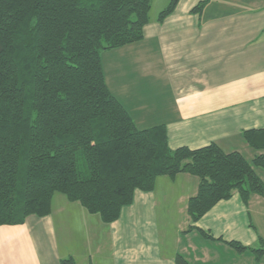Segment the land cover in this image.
<instances>
[{"label":"trees","instance_id":"16d2710c","mask_svg":"<svg viewBox=\"0 0 264 264\" xmlns=\"http://www.w3.org/2000/svg\"><path fill=\"white\" fill-rule=\"evenodd\" d=\"M211 0L191 9L201 14ZM169 0L157 22L171 15ZM152 0H0V226L50 214L55 193L79 203L105 224L117 220L134 192H151L160 176L198 178L187 203L191 224L237 192L264 199V183L238 152L211 143L167 145L163 125L138 129L110 93L101 54L143 39ZM264 150V129L241 133ZM195 227L190 226V229ZM199 230V229H198ZM202 235L212 238L199 230ZM237 253L264 255V242ZM176 264H188L181 256ZM61 264H75L72 258Z\"/></svg>","mask_w":264,"mask_h":264},{"label":"crops","instance_id":"0c3cea01","mask_svg":"<svg viewBox=\"0 0 264 264\" xmlns=\"http://www.w3.org/2000/svg\"><path fill=\"white\" fill-rule=\"evenodd\" d=\"M168 1L152 0L141 41L101 54L110 93L138 129L163 125L172 150L214 143L250 163L264 156L241 135L264 129V0H211L201 14L190 11L202 0H179L157 22ZM253 170L264 183V169ZM198 183L186 173L160 176L110 224L55 193L49 215L0 226V264H176L177 255L188 264H264V255L227 245L264 242V199L244 203L235 192L191 224Z\"/></svg>","mask_w":264,"mask_h":264},{"label":"rangeland","instance_id":"374dc122","mask_svg":"<svg viewBox=\"0 0 264 264\" xmlns=\"http://www.w3.org/2000/svg\"><path fill=\"white\" fill-rule=\"evenodd\" d=\"M159 7V4H155L152 9L156 10Z\"/></svg>","mask_w":264,"mask_h":264}]
</instances>
